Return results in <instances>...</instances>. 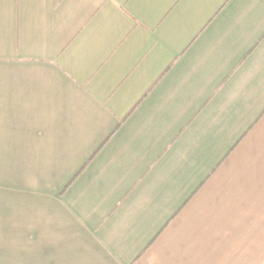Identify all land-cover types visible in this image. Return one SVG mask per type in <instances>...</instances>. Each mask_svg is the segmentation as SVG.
Instances as JSON below:
<instances>
[{
  "label": "crops",
  "instance_id": "crops-1",
  "mask_svg": "<svg viewBox=\"0 0 264 264\" xmlns=\"http://www.w3.org/2000/svg\"><path fill=\"white\" fill-rule=\"evenodd\" d=\"M0 264H264V0H0Z\"/></svg>",
  "mask_w": 264,
  "mask_h": 264
}]
</instances>
